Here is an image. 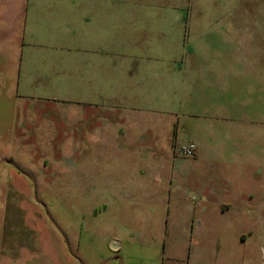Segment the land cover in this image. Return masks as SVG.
I'll return each mask as SVG.
<instances>
[{
  "label": "crops",
  "instance_id": "0c3cea01",
  "mask_svg": "<svg viewBox=\"0 0 264 264\" xmlns=\"http://www.w3.org/2000/svg\"><path fill=\"white\" fill-rule=\"evenodd\" d=\"M86 1L0 0V264H257L264 169L226 172L242 157L215 118L92 101L83 52L108 53L113 16L108 0ZM190 141L195 154H181Z\"/></svg>",
  "mask_w": 264,
  "mask_h": 264
},
{
  "label": "rangeland",
  "instance_id": "374dc122",
  "mask_svg": "<svg viewBox=\"0 0 264 264\" xmlns=\"http://www.w3.org/2000/svg\"><path fill=\"white\" fill-rule=\"evenodd\" d=\"M108 7L113 16L108 53L88 51L82 57L81 69L96 75L92 101L145 109L132 112L141 119L215 118L210 120L225 127V146L242 157L227 158L226 172L237 173L246 162L264 169V140L255 134L264 129V0H108ZM48 51L59 52L60 60L69 53L68 48ZM67 66L74 69L72 62ZM31 97L28 102L36 105L46 102ZM241 117L243 122L235 120ZM250 132L259 140L242 142ZM179 136L186 139L185 133ZM247 146L256 154L250 161ZM56 194L36 192L45 201L56 200ZM256 257L264 264L262 253Z\"/></svg>",
  "mask_w": 264,
  "mask_h": 264
},
{
  "label": "built area",
  "instance_id": "2783aa9c",
  "mask_svg": "<svg viewBox=\"0 0 264 264\" xmlns=\"http://www.w3.org/2000/svg\"><path fill=\"white\" fill-rule=\"evenodd\" d=\"M196 148V143L191 141L179 146L180 152L186 156H193L195 154Z\"/></svg>",
  "mask_w": 264,
  "mask_h": 264
}]
</instances>
